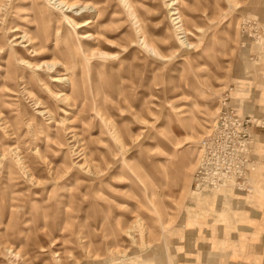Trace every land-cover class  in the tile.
Masks as SVG:
<instances>
[{"label": "rangeland", "instance_id": "374dc122", "mask_svg": "<svg viewBox=\"0 0 264 264\" xmlns=\"http://www.w3.org/2000/svg\"><path fill=\"white\" fill-rule=\"evenodd\" d=\"M260 20L264 0H0V264H230L244 215L264 264ZM224 106L258 124L249 191L195 188Z\"/></svg>", "mask_w": 264, "mask_h": 264}, {"label": "built area", "instance_id": "2783aa9c", "mask_svg": "<svg viewBox=\"0 0 264 264\" xmlns=\"http://www.w3.org/2000/svg\"><path fill=\"white\" fill-rule=\"evenodd\" d=\"M254 24L251 36L264 51V21ZM255 121L251 116L223 107L202 143L203 156L195 172L196 190L221 186L237 191L250 190L247 176L256 155L248 128L257 126Z\"/></svg>", "mask_w": 264, "mask_h": 264}, {"label": "crops", "instance_id": "0c3cea01", "mask_svg": "<svg viewBox=\"0 0 264 264\" xmlns=\"http://www.w3.org/2000/svg\"><path fill=\"white\" fill-rule=\"evenodd\" d=\"M247 217H248L247 215L242 216L241 219H238L237 217H235L236 221L240 222V223L236 224V231L231 233V236L236 238V244L234 245L233 248H231V250L228 253L234 254L237 258H236L235 261L230 262V264H253V263L249 262L247 260V258L244 259L242 256H247L249 254V252L251 254H260V253H262L261 250H260L261 249V244H260V246L259 245L255 246L256 248L259 249V251H254V250H250L249 251V247L247 245H244L245 242H243V239L244 238H250L251 233H252L251 232V228L249 227V225H247V223L249 222ZM212 219H215V220H212ZM212 219L211 218H207V220H199L198 223L201 226L204 223H210L211 224L210 228L213 229L212 233L214 232V235L213 236L210 235L211 231H209V232L207 231V233H209V237H212V238L214 237L216 239V238L220 237V234L223 231L222 225H221L222 221L219 220L220 219L219 218V214H218V216L217 215L214 216V218H212ZM188 234L190 236L193 233L191 231H189ZM254 235H257L256 237H258L259 239H262L264 237L262 233L259 234V233L256 232V234H254ZM215 248L216 247H214V246H213V248L212 247H206L205 245L197 246V249H199L200 251L205 250L203 253H208L209 250H211V252L215 251L214 250ZM213 253H216V252H213Z\"/></svg>", "mask_w": 264, "mask_h": 264}, {"label": "bare ground", "instance_id": "6f19581e", "mask_svg": "<svg viewBox=\"0 0 264 264\" xmlns=\"http://www.w3.org/2000/svg\"><path fill=\"white\" fill-rule=\"evenodd\" d=\"M173 4H174V3H173ZM175 14H177V13H173L172 15H175ZM174 20H178V18H175ZM76 26H77L76 28L81 29V28H83L84 26H86V24H84V25H80V24L78 25V24H76ZM85 36H86V35L82 36V38H85ZM88 36H89V35H88ZM40 66H41V65H38L37 68L39 69ZM54 80H55V79H54ZM54 82H55V81H54Z\"/></svg>", "mask_w": 264, "mask_h": 264}]
</instances>
